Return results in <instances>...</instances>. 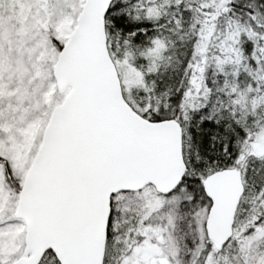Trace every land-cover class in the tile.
Instances as JSON below:
<instances>
[{
  "label": "snow or ice",
  "instance_id": "snow-or-ice-1",
  "mask_svg": "<svg viewBox=\"0 0 264 264\" xmlns=\"http://www.w3.org/2000/svg\"><path fill=\"white\" fill-rule=\"evenodd\" d=\"M0 264H264V0H0Z\"/></svg>",
  "mask_w": 264,
  "mask_h": 264
}]
</instances>
